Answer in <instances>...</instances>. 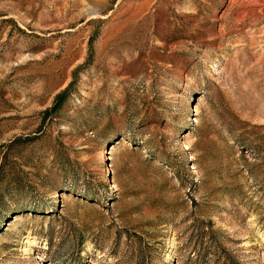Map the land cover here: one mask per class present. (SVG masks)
<instances>
[{"label": "rangeland", "instance_id": "374dc122", "mask_svg": "<svg viewBox=\"0 0 264 264\" xmlns=\"http://www.w3.org/2000/svg\"><path fill=\"white\" fill-rule=\"evenodd\" d=\"M0 264H264V0H0Z\"/></svg>", "mask_w": 264, "mask_h": 264}, {"label": "trees", "instance_id": "16d2710c", "mask_svg": "<svg viewBox=\"0 0 264 264\" xmlns=\"http://www.w3.org/2000/svg\"><path fill=\"white\" fill-rule=\"evenodd\" d=\"M64 94H65V90L63 89V90L60 91V93H59V95H60L61 97H60V99H59V101H58V105H59V103L61 102V100L63 99Z\"/></svg>", "mask_w": 264, "mask_h": 264}]
</instances>
